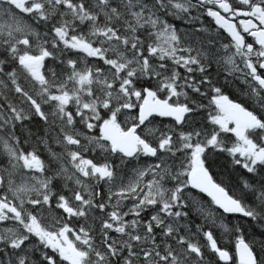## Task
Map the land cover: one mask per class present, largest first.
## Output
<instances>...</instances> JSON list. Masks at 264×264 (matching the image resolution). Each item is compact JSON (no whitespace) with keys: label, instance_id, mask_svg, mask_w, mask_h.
<instances>
[{"label":"snow or ice","instance_id":"1","mask_svg":"<svg viewBox=\"0 0 264 264\" xmlns=\"http://www.w3.org/2000/svg\"><path fill=\"white\" fill-rule=\"evenodd\" d=\"M0 264H264V0H0Z\"/></svg>","mask_w":264,"mask_h":264},{"label":"trees","instance_id":"2","mask_svg":"<svg viewBox=\"0 0 264 264\" xmlns=\"http://www.w3.org/2000/svg\"><path fill=\"white\" fill-rule=\"evenodd\" d=\"M224 241L222 240L221 243H223Z\"/></svg>","mask_w":264,"mask_h":264}]
</instances>
